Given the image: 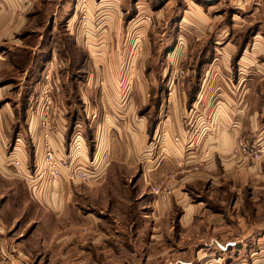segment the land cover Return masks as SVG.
<instances>
[{
	"label": "rangeland",
	"instance_id": "obj_1",
	"mask_svg": "<svg viewBox=\"0 0 264 264\" xmlns=\"http://www.w3.org/2000/svg\"><path fill=\"white\" fill-rule=\"evenodd\" d=\"M47 1L45 13L36 7L39 11L29 17L25 14L24 0H18L16 7L10 1L0 0L9 9V15L0 12V117H7L3 154L12 153L17 139L21 138L27 155L25 161L28 164L33 161L34 144L27 133L25 116L26 110L32 108L35 112L39 104L42 112L38 114L37 122L43 154L47 145L59 150L52 143L59 126V110L63 118L67 115V120L72 116L75 117L73 121L88 120L93 128L104 119L110 125L108 133L111 136H108L118 148L117 124L133 123L134 115L139 113L151 132H147L145 146L152 149L139 163H157L169 158L172 165L160 170L161 176L154 180L138 164L131 168H111L95 180H70L73 189L70 206L66 214L60 215L48 207L35 204L26 207L23 191L12 190L14 186L20 189L26 185L25 180L9 172L6 176L0 170V217L4 222H0V235L9 237L17 255H22V250L30 254L27 249L32 248L41 252L55 250L57 243L62 246L61 240L67 239L68 255L63 259L67 264H264V201L258 205L256 217L251 222L243 213L242 199H239L235 207H229L232 223L220 226L205 223L200 220L206 218L202 212L195 219L198 222L188 228L179 226L178 213L171 212L167 218H154L151 206L142 203L159 196L153 192L154 186L168 189L167 199L159 196L162 201L168 200L178 188L177 176L197 169L198 162L207 152L186 159L170 151L169 138L181 142L179 134H166L167 124L175 112L185 131L197 133L204 125L208 133L223 119L216 113L221 102H227L225 109L232 114L239 111L229 100H241L238 89L249 86L250 80L248 73H239L237 57L256 32H264L260 20L250 13L243 14L246 9L236 7L233 0H121L119 6L125 14L121 31L117 32L102 26L103 18L97 12L99 0ZM65 1H69L66 8H60L61 2ZM36 3L39 5L40 0ZM45 29L50 30V47H54L55 52L50 56L45 53L36 65L34 61L38 60L42 44L39 34ZM25 34L30 37L29 46L26 43L29 37L24 38ZM58 34L60 37L65 35L67 42L64 41V45L61 40L58 43L59 38L55 39ZM71 40L77 51L72 50ZM128 67L132 80L128 81L130 88L125 96L108 95L103 101L94 97L91 104L87 103L88 113L81 117L80 107L84 103L79 93L80 100L74 94L76 89L81 91L76 80L99 73L120 75L129 71ZM34 72L36 76L41 72L51 75L56 72L57 80L52 85L45 82L41 102L40 97H35L39 92L34 95L36 79L30 77ZM121 82H124L123 87L127 80ZM98 83L101 88V82ZM196 99L199 102L194 103ZM106 103L110 106L107 105L109 111L105 119L102 106ZM129 104L130 109L126 107ZM259 120L264 122V114ZM156 125L159 127L157 132L154 131ZM99 137L91 143H96ZM240 140L250 145H257L260 140L239 136L232 149L234 155H241L244 161L251 163L252 159L245 158L246 154L238 148ZM91 149L93 153L94 146ZM105 151L111 154L109 150ZM40 177L52 184L46 174ZM140 188H145L149 197H138ZM212 188L213 195L206 201L215 212L224 208V202L221 201L222 194L216 190L218 183ZM198 189L197 193L202 195L194 196L205 200L208 190L203 186ZM142 204H146L145 207ZM134 216H143L144 223L139 229V239L132 240L137 248L131 245L132 249H128L122 244L135 233L131 232L134 231ZM128 232L131 237L126 239ZM146 232H152L148 241L144 239ZM24 239L26 243L21 244ZM86 249L97 252V258L93 260ZM78 250L79 256L74 254Z\"/></svg>",
	"mask_w": 264,
	"mask_h": 264
},
{
	"label": "crops",
	"instance_id": "obj_2",
	"mask_svg": "<svg viewBox=\"0 0 264 264\" xmlns=\"http://www.w3.org/2000/svg\"><path fill=\"white\" fill-rule=\"evenodd\" d=\"M7 1H10L13 7L18 6V0ZM24 1L25 5H23L26 8L25 14L29 17L32 14L34 15L35 11L38 12L39 9L44 10L45 13L49 3L47 0H40V4L36 5L38 0ZM68 2L69 1L61 2L62 4L60 8L65 9ZM120 3L121 0H99L97 12L98 16H102L103 18L102 26L105 30L113 29L117 32L121 31L122 17L125 13H122L123 10L119 6ZM233 3L236 7L248 11H242L243 14L250 13V16L253 15L254 18L259 19L261 24L264 25V0H233ZM0 4L2 5V8L0 7V12L9 15L8 6L4 2H0ZM36 7L39 9H36ZM18 9H20V7H18ZM74 13H76L75 10ZM46 14H49L48 11ZM32 20L33 18L30 21ZM66 31L67 30H65V32ZM68 32L73 35L70 30ZM42 34L40 33L39 37H42ZM23 36L24 38L28 37L27 34ZM58 37H60L59 34ZM74 38V40L77 41L75 36ZM61 43L64 45V40H61ZM27 45L29 46L30 44L27 43ZM53 52H55L54 47H50L46 53L50 56ZM68 57H70L69 53ZM57 58L61 60L59 56ZM237 61L239 64V73H244L245 75L249 74L247 79L249 78L250 80L249 86L238 89V96L242 97L241 100L240 98L229 100L236 105V108L239 111H235L236 113L232 114L225 109L227 102H221V104L216 107L218 108L216 113L217 116L221 115L223 119L221 118L222 120L218 122L216 128L208 133L205 132L204 125L200 126L201 130L197 133L185 131L176 112L173 115V119L167 124V135L176 133L181 137V142L178 143L169 138L167 143L172 153L183 156L186 159H192L197 157L202 151L207 150V152L203 155L204 159L198 162L200 166L197 169L189 170L188 172H184V174H179L177 176L178 188L170 194L168 200L162 201L163 199L159 196H154L150 202H145L143 200L144 202L142 203H148L151 206V213L154 218H167L170 216L171 212H173L174 215L178 213L179 217L177 218V223L180 227L188 228L191 224L198 222V220L195 219L199 218V216L203 214L202 212H204L206 218L202 217L200 220H205V223H214L219 226L225 223L226 225L233 221H231L228 214L229 207L236 205L242 199L241 207L243 213L249 219L248 221L251 222L255 219L257 207L262 201H264V153H262L259 159L252 160V162L249 163L244 161V158L241 157V155H234L232 149L239 136L250 140H264V122L259 120L260 116L264 114V32L259 30L254 34L252 40L244 47L240 56L237 57ZM52 74L53 75H51V73L41 72L40 75L35 77L36 84L34 85V95L39 92L38 96L35 97L36 99L40 97V102L44 95L43 90L46 86L45 82L47 81L49 82H46L48 85H52V83L57 80L56 72ZM131 76L132 72L129 69V71L120 73V75L113 72L109 75H102L99 73L87 77L85 75L82 78H78L76 81L77 86L79 87L77 88H80L81 91L76 89L74 94L77 95L79 93L80 98L84 103L82 107H80L81 117L86 116V112L88 113L89 106L87 103L91 104L94 97H100L103 101V98L108 95L125 96L130 88L128 81L130 83L132 80ZM65 78L68 79L69 77L66 75ZM121 80H127L123 87L121 86L124 82L122 83ZM98 82H101V88ZM195 102H199V99H196L194 103ZM30 105L31 102L29 106ZM107 105L110 106L106 103L104 105L105 107L102 106L104 109L101 107L103 113H105V119L108 116L106 115V112L109 111ZM127 106L130 109V104L126 105V107ZM220 108L222 111H220ZM41 112L42 109H40L39 104L37 105L35 112L32 111V108L26 110L25 124L27 126V133H29L34 144L33 161L29 164L25 161L27 155H25L26 151L21 138L17 139V147L15 146L14 151L10 153V155L3 154L2 141L6 137L7 117L5 115L0 117V160L3 162V164L2 162L0 164V170L6 176L9 172L11 175L20 176L25 180L26 185H23L20 189H18V186H14L12 187V190L17 193L20 190L23 191L22 199L26 207L27 204L28 206L35 204L55 210L58 212V215L61 213L66 214L67 208L70 206L69 197L73 192L69 182H67V184L64 182V179H60L61 181H56L50 184L38 176V171L43 160L41 136L39 135L41 129L37 122L38 114L41 115ZM60 112L61 110L58 111L59 126L55 133V137L52 139L55 148L67 151L73 162L78 160L80 156L87 159L93 157L99 158V154L105 150H109L111 153L110 157L111 159L113 157V159L97 177L108 172L111 168L114 170L119 166L123 168H131L138 164V166L140 165L143 168V171L146 172L145 174L148 173L149 178L154 180V178L160 175V170L172 165V162L168 160L169 158L157 163L148 161H143L141 164L139 163L140 160L149 156L147 154L152 151L148 145L145 146L148 127L145 119L143 120V117L139 113L138 115H134V119L132 120L133 123L126 121L124 123L119 122V125L117 124L118 128L117 130L115 128V130L116 132L119 131L117 132V136L118 141L120 140V146L118 148V146L116 147L112 144V139L109 137L111 136V133L110 135L108 133L110 125H108L104 119L100 120L99 123L95 125V128H93L88 120H86V122L83 120L73 121L75 119L73 116H68L69 120H67V115H64L63 118ZM158 125L161 126L160 123ZM158 130L159 127H155L154 131L157 132ZM113 133L114 132H112V135ZM148 133L150 134L151 132ZM98 135L100 136L99 140L92 144ZM92 146H94L93 153L90 152ZM144 151H146L145 154ZM14 159H18V165L14 163ZM98 163L99 159L97 161V164ZM97 177H94L91 180H95ZM217 183L219 188L216 190L222 194L220 196L221 201L224 202V208L214 212L209 208L210 204H208L207 201L210 200L213 195L212 186ZM200 186L206 187L208 190L209 195H207L205 200H199L197 196H194V194L198 196L202 195V193H197L200 191L198 189ZM139 190L138 197H149L145 188H140ZM17 193L15 195H17ZM145 205L146 204H142L141 206L145 207ZM241 215L243 214L241 213ZM143 216L145 219L146 214L144 213ZM143 216L139 218L134 216L135 225L132 227L134 231L131 232L135 233L127 243L123 242L122 245L124 247L132 249V240L135 237L137 240L139 239L138 234L141 232L139 229L144 223ZM154 220L156 221V219ZM0 222H3L1 217ZM219 226H215L214 228H219ZM20 234L22 233H19L18 235ZM142 235H144V233ZM150 235H152V232H146L144 239L148 241ZM125 237L126 239L130 238L131 233L128 232ZM26 239L28 240L29 238ZM26 241L25 239L21 240V244L26 243ZM61 241L63 245L61 246L57 243L58 247L55 250L46 249L47 251L45 250V252H41V250L32 248L27 249L30 254H27L26 251L22 250V255H17L12 247V243L9 241V237L0 235V264H67L64 262L65 257L68 255L65 248V242H67V239H62ZM114 248L117 249L116 247ZM135 248H137V246ZM86 250L90 252L89 254L93 260L97 258V252H91L89 249ZM78 251H74V254L79 256L81 252L79 251L80 253H77Z\"/></svg>",
	"mask_w": 264,
	"mask_h": 264
},
{
	"label": "built area",
	"instance_id": "obj_3",
	"mask_svg": "<svg viewBox=\"0 0 264 264\" xmlns=\"http://www.w3.org/2000/svg\"><path fill=\"white\" fill-rule=\"evenodd\" d=\"M253 144H248L246 141H239L238 148L244 154L245 158L257 160L264 153V142L259 141ZM10 155V154H9ZM99 158L93 157L91 159L79 157L74 162L70 158L68 152L59 149H50V145L45 147L43 154L42 167L39 168L38 176L43 174L47 175L48 181L54 183L60 179H65L67 182L74 181H86L97 177L98 174L110 163L111 157L107 151H102L99 154ZM99 159V163L97 161ZM16 165L19 164L18 159H14ZM153 192L157 193L161 198L167 199L170 191L168 189H161L158 186L153 187Z\"/></svg>",
	"mask_w": 264,
	"mask_h": 264
},
{
	"label": "trees",
	"instance_id": "obj_4",
	"mask_svg": "<svg viewBox=\"0 0 264 264\" xmlns=\"http://www.w3.org/2000/svg\"><path fill=\"white\" fill-rule=\"evenodd\" d=\"M49 34H50V30L45 29L43 31L42 44L40 45V52H39V55H38V60L34 61V63L36 65H37L38 62H40V58H42L45 55V53L48 51V49L50 48V40L52 39V36H50ZM31 36H33V35H31ZM57 38H59L58 43L60 42V40H64L65 43L67 42L65 35L63 37H55V39H57ZM27 43L31 45L30 37L28 38ZM71 45H72L71 46L72 50L73 51H75V50L77 51L76 45L74 44L73 40H71ZM62 53H64V52H62ZM30 77L31 78H35L36 77V73L34 72ZM70 130H71V127H70Z\"/></svg>",
	"mask_w": 264,
	"mask_h": 264
}]
</instances>
